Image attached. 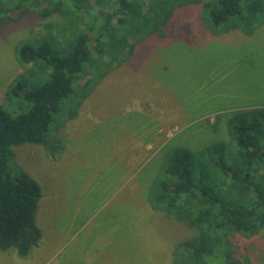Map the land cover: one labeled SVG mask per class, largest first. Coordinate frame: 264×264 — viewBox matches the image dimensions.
<instances>
[{
  "label": "rangeland",
  "instance_id": "obj_1",
  "mask_svg": "<svg viewBox=\"0 0 264 264\" xmlns=\"http://www.w3.org/2000/svg\"><path fill=\"white\" fill-rule=\"evenodd\" d=\"M202 8L178 7L165 36L138 42L79 107L66 99L51 146H14L13 162L41 185V238L24 257L0 250V264H169L174 243L195 233L146 199L166 151L229 140L231 112L264 108V22L212 33ZM46 32L36 11L0 26V102L26 67L18 44ZM235 245L264 262V230Z\"/></svg>",
  "mask_w": 264,
  "mask_h": 264
},
{
  "label": "trees",
  "instance_id": "obj_2",
  "mask_svg": "<svg viewBox=\"0 0 264 264\" xmlns=\"http://www.w3.org/2000/svg\"><path fill=\"white\" fill-rule=\"evenodd\" d=\"M198 3L212 33L251 34L264 22V0H0V26L36 11L47 30L18 44L26 67L0 102V250L24 257L41 238V185L13 162L14 146H51L66 99L79 107L138 42L165 36L178 7ZM227 131L201 149L167 150L149 183V205L195 231L174 243L169 264H264L235 256L238 240L264 230V108L231 112Z\"/></svg>",
  "mask_w": 264,
  "mask_h": 264
}]
</instances>
